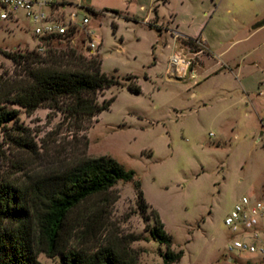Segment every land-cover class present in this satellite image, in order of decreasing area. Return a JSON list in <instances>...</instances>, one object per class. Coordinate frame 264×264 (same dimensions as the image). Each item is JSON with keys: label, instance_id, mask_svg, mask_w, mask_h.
<instances>
[{"label": "rangeland", "instance_id": "374dc122", "mask_svg": "<svg viewBox=\"0 0 264 264\" xmlns=\"http://www.w3.org/2000/svg\"><path fill=\"white\" fill-rule=\"evenodd\" d=\"M72 10L87 15V28L101 43L96 52L84 48L85 32L73 40L33 35V24L0 21V51H36L43 58L75 47L87 55H103V70L119 84L100 101L116 96L98 121L80 129L64 113L41 106L20 109L18 122L0 128V142L24 127L30 146L8 145L0 158V175L19 180L67 168L86 157L111 156L134 169L144 196L157 209L173 249L183 252L174 264H236L229 250L231 230L225 217L243 195L264 194V0H70ZM87 7L96 9L91 13ZM118 24L114 32L112 23ZM159 27H162L160 30ZM205 39L203 45L174 39L175 32ZM200 46V47H199ZM202 50L201 52H199ZM174 53L193 57L184 77L170 66ZM14 76V62L0 52L3 68ZM206 66V67H205ZM208 68L207 71L203 68ZM221 69L218 73H212ZM211 74V75H210ZM138 76L141 93L127 86ZM209 76V77H207ZM34 147V148H33ZM17 163L16 167L13 165ZM135 182L120 180L112 193L90 199L70 216V245L94 248L114 239L139 252L140 264H163L165 245L147 228ZM44 264H61L60 254H39Z\"/></svg>", "mask_w": 264, "mask_h": 264}, {"label": "trees", "instance_id": "16d2710c", "mask_svg": "<svg viewBox=\"0 0 264 264\" xmlns=\"http://www.w3.org/2000/svg\"><path fill=\"white\" fill-rule=\"evenodd\" d=\"M97 14L96 9L87 7ZM113 31L118 28L112 23ZM59 38H48L47 44ZM70 39H67V41ZM184 42L194 45L195 40ZM11 59L16 68L14 76L4 69L0 73V128L9 121L18 122L19 107L32 113L44 106L65 114L78 128L99 120L104 110L110 109L116 96L100 101L108 88L119 80L103 70V55L78 51L72 47L60 55L51 54L48 59L40 53L0 51ZM127 86L134 93H141L142 86L136 75L126 77ZM10 104L19 106H10ZM16 135L8 134L0 142V158L7 157L4 142L17 146H30L25 139L24 127L17 124ZM34 148V147H33ZM17 163L13 166L16 167ZM120 180L135 182L138 207L146 221L153 215V223L147 222L151 236L165 245L163 264L181 260L183 252L173 249V236L166 230L157 209L150 207L142 189V181L136 178L134 169L125 168L111 156L86 157L70 167L44 172L30 179L19 180L10 175H0V264H44L39 254H60L61 264H140L139 252L131 246L138 237L127 242L109 239L94 248L70 245L73 227L70 216L95 196L112 193ZM89 208V207H87Z\"/></svg>", "mask_w": 264, "mask_h": 264}, {"label": "built area", "instance_id": "2783aa9c", "mask_svg": "<svg viewBox=\"0 0 264 264\" xmlns=\"http://www.w3.org/2000/svg\"><path fill=\"white\" fill-rule=\"evenodd\" d=\"M72 7L68 0H0V21L18 23L22 14L32 22L33 35L42 40H73L84 31L85 50L96 52L101 43L95 41L93 32L87 28L90 18ZM193 60L186 53H178L172 55L171 65L178 74L191 70L194 75ZM225 224L232 235L228 248L236 253L241 264H264V194L243 195L225 217ZM227 262L236 264L235 257L229 256Z\"/></svg>", "mask_w": 264, "mask_h": 264}, {"label": "crops", "instance_id": "0c3cea01", "mask_svg": "<svg viewBox=\"0 0 264 264\" xmlns=\"http://www.w3.org/2000/svg\"><path fill=\"white\" fill-rule=\"evenodd\" d=\"M68 1H70V0H68ZM97 14H99V13H97ZM96 14V15H97ZM160 28V30H162L161 28L162 27H159ZM166 31H168V32H175V35L173 36L174 37V39H182V38H188V37H191V38H193L194 40H195V44H197V45H199L198 44V41H200L201 42V45H203L206 49H207V52H206V54H204L203 56H202V58H201V62L203 63V65H205V61L203 60V58H204V56L205 57H208V58H210V55H211V52H210V50H209V48H208V45L207 44H205V39H203L202 37H201V35H199V36H189V35H186V34H184V33H182V32H180L179 30H174L173 28H170V27H167L166 28ZM183 40V39H182ZM183 43L185 44V46L187 47V48H190L189 47V45L188 44H186L185 42H184V40H183ZM200 47V46H199ZM174 54H178V53H174ZM173 54V55H174ZM170 66L171 67H173L172 65H171V59H170ZM206 67V66H205ZM205 67H203L204 69H205V71H207V69L208 68H205ZM196 71V70H195ZM219 71H221V69H219V70H217V71H214V72H212V73H218ZM188 72V71H187ZM187 72L186 73H180V74H178V73H176V76H179V78H177V79H180L181 77H184L186 74H187ZM211 75V74H210ZM138 77V76H137ZM197 77V71L195 72V74L193 75L192 74V78H196ZM207 77H209V76H207ZM139 81V80H138ZM261 123L264 125V120H261Z\"/></svg>", "mask_w": 264, "mask_h": 264}, {"label": "water", "instance_id": "95a60500", "mask_svg": "<svg viewBox=\"0 0 264 264\" xmlns=\"http://www.w3.org/2000/svg\"><path fill=\"white\" fill-rule=\"evenodd\" d=\"M264 24V19L258 23V26H261Z\"/></svg>", "mask_w": 264, "mask_h": 264}]
</instances>
